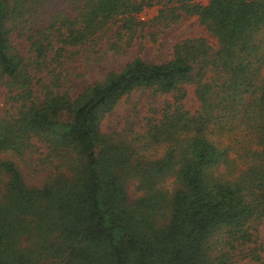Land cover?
<instances>
[{
    "label": "trees",
    "instance_id": "obj_1",
    "mask_svg": "<svg viewBox=\"0 0 264 264\" xmlns=\"http://www.w3.org/2000/svg\"><path fill=\"white\" fill-rule=\"evenodd\" d=\"M55 1L0 0V264L261 261L264 0H62L52 10ZM152 3L173 22L196 16L216 47L182 39L169 60L136 57L70 96L52 63ZM139 91L172 101L143 129L103 131L104 115ZM132 178L140 195L130 201Z\"/></svg>",
    "mask_w": 264,
    "mask_h": 264
},
{
    "label": "rangeland",
    "instance_id": "obj_2",
    "mask_svg": "<svg viewBox=\"0 0 264 264\" xmlns=\"http://www.w3.org/2000/svg\"><path fill=\"white\" fill-rule=\"evenodd\" d=\"M202 4L207 0H195ZM62 0H56L52 10L64 8ZM161 4L152 3L137 14L133 15V23L127 19L117 17L109 22L97 35L94 42L70 49L67 47L63 58L59 57L52 65L61 68L64 83L70 96L75 97L89 84L102 80L111 71H119L132 59L139 57L147 62L160 63L172 57L175 43L185 38L204 37L210 45L216 47L215 38L201 25L196 16L183 17L176 22L170 20L168 14L160 16ZM143 13V19L139 14ZM124 21L127 25H124ZM13 43L18 50L26 53L27 41L25 37L12 35ZM58 43L54 44V47ZM53 56L49 52L48 59ZM187 94L183 100L185 108L194 112L199 105L194 86L186 85ZM6 89L0 84V116L4 114L8 105L5 104ZM165 101H172L171 94L152 97L146 91L131 93L123 97L117 105L104 115L101 120L103 131H119L126 122H134V128H145V117H151L152 109H160ZM138 127V128H139ZM42 147L39 143L33 147L35 159L40 155ZM136 179H130L126 184L128 199H135L140 192L136 189ZM172 178L165 177L162 185L165 189H172ZM258 240L264 243V221L256 224ZM233 264H264V253L261 261L240 258Z\"/></svg>",
    "mask_w": 264,
    "mask_h": 264
},
{
    "label": "built area",
    "instance_id": "obj_3",
    "mask_svg": "<svg viewBox=\"0 0 264 264\" xmlns=\"http://www.w3.org/2000/svg\"><path fill=\"white\" fill-rule=\"evenodd\" d=\"M140 18L143 19V13L139 14Z\"/></svg>",
    "mask_w": 264,
    "mask_h": 264
}]
</instances>
